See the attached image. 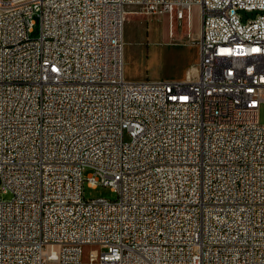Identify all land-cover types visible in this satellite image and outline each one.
Returning a JSON list of instances; mask_svg holds the SVG:
<instances>
[{
  "label": "built area",
  "instance_id": "built-area-1",
  "mask_svg": "<svg viewBox=\"0 0 264 264\" xmlns=\"http://www.w3.org/2000/svg\"><path fill=\"white\" fill-rule=\"evenodd\" d=\"M194 8L197 72L127 80L132 9ZM263 103L264 0H0V264H264Z\"/></svg>",
  "mask_w": 264,
  "mask_h": 264
},
{
  "label": "rangeland",
  "instance_id": "rangeland-1",
  "mask_svg": "<svg viewBox=\"0 0 264 264\" xmlns=\"http://www.w3.org/2000/svg\"><path fill=\"white\" fill-rule=\"evenodd\" d=\"M32 38H38L41 23L34 18ZM201 19L199 10L194 8L191 22L186 18L180 22L168 14H146L139 9L129 13L124 30V62L127 80H160L161 78L186 77L187 71L199 63V33ZM260 121L264 123V103L260 110ZM89 171L86 172L88 174ZM86 200L116 199V193L109 187L84 186ZM0 199L11 200L10 192L4 193L0 183ZM92 247L84 248L83 260L88 262Z\"/></svg>",
  "mask_w": 264,
  "mask_h": 264
},
{
  "label": "crops",
  "instance_id": "crops-1",
  "mask_svg": "<svg viewBox=\"0 0 264 264\" xmlns=\"http://www.w3.org/2000/svg\"><path fill=\"white\" fill-rule=\"evenodd\" d=\"M190 71H193V72H197V67L196 66H193L191 69H189L188 71H187V73L188 72H190ZM186 79V77H181V78H170V79H164L163 80V78H161L160 80H157V81H183V80H185Z\"/></svg>",
  "mask_w": 264,
  "mask_h": 264
},
{
  "label": "water",
  "instance_id": "water-1",
  "mask_svg": "<svg viewBox=\"0 0 264 264\" xmlns=\"http://www.w3.org/2000/svg\"><path fill=\"white\" fill-rule=\"evenodd\" d=\"M247 15H255V14H257V12L256 11H254V12H252V13H246Z\"/></svg>",
  "mask_w": 264,
  "mask_h": 264
}]
</instances>
